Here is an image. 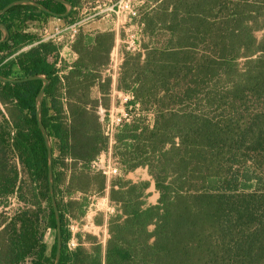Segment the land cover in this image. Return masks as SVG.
<instances>
[{"label":"trees","instance_id":"16d2710c","mask_svg":"<svg viewBox=\"0 0 264 264\" xmlns=\"http://www.w3.org/2000/svg\"><path fill=\"white\" fill-rule=\"evenodd\" d=\"M11 1L0 0V8ZM38 1L65 10L57 1ZM68 1L75 7L79 0ZM71 15L60 19L71 22ZM51 16L30 5L0 15L9 30L0 43V74L48 79L41 120L52 145L58 264H264V0H145L138 48L128 57L121 53L117 89L131 95L124 104L131 119L115 128L114 154L120 171L146 167L158 197L144 200L150 180H113L116 212L101 253L95 242L68 246L65 214L74 201L59 197L64 176L68 171L73 191H84L91 181L87 164L103 137L95 124L97 104L63 100L80 72L59 75L49 58L58 45L27 28ZM15 70L21 75L13 76ZM41 86V80L0 81V197L16 194L32 207L0 229V264H52L55 254V242L47 249L40 229L45 222L56 230L47 152L35 119Z\"/></svg>","mask_w":264,"mask_h":264},{"label":"rangeland","instance_id":"374dc122","mask_svg":"<svg viewBox=\"0 0 264 264\" xmlns=\"http://www.w3.org/2000/svg\"><path fill=\"white\" fill-rule=\"evenodd\" d=\"M144 2L145 0H138L137 17H129V14L126 11L117 10L116 7H114V9H106L102 12V14H106V19L113 25V30L117 32V37L115 36L110 54L112 69L110 70V66L108 65L102 85V92H104V95L100 96V103H97V105L94 106V114L98 116L95 124L99 136L102 135L103 137V141L100 140L103 145L101 150L96 154L91 162L87 164L88 168H86V171L90 176L87 180L91 179V181L89 185L86 186L84 191H73L72 188L68 187L70 185L66 183V180L69 179V172L67 171L64 176L65 181L62 185V191L59 192V197H61L64 202L68 200L74 201V204L71 207V212L69 214H65V226L71 232V237L68 240L70 248L75 247L79 242H81V244L85 247H89L95 242L94 244L98 245L101 253L102 246L106 244L107 247V242L110 238V218L116 212L115 205L111 200V187L113 180L117 182L119 177L123 180L132 181L150 180L151 185L145 191L148 192V194L145 195L144 200L147 204L155 203L158 197V192L155 191L153 186V179L149 175L146 167H138L135 170L128 172L120 171L118 168L117 172L113 171V169L117 167L116 164H118L116 163V155L114 154L115 128L120 119L124 118L126 122H129L131 119V108L130 110H126L124 107V104L131 98V95L127 92H122L116 89V81H118L117 72L119 71V64L122 58V50L126 53L125 57H128L129 52L138 48L135 41L139 38L140 26L137 24L141 17V12L143 11ZM107 6L108 3L106 0H79L76 6L72 8L71 16L74 17V20H77L80 17L79 12L81 10L86 9L85 11H87L88 9H93L91 11V13H93L99 9H104ZM97 17L98 15H94L91 19H96ZM43 20L44 21H41L49 28H52L55 25L47 21H65L54 16L44 18ZM40 26L41 24L39 23L36 25L31 22L27 23L28 30L34 31L37 34ZM33 28L34 30H32ZM254 35L257 39H259L262 35V31L257 29L254 31ZM100 39L103 41L104 46L107 47L102 51L104 55H102L101 59L109 63L108 44L110 36L105 34L104 36H101ZM56 45H58V47H69L71 44L68 39H62L60 43ZM57 53L58 51L55 52V54H51L49 57L50 60H53ZM132 67L133 66L130 64L125 65V69L127 70H131ZM110 71H112V76ZM19 75H21V73L18 70H15L13 76ZM0 104L2 107L0 113H3L5 112V107L2 103ZM214 113H216V111H214ZM125 143L126 148H124L123 151L129 152V141H126ZM9 159L11 163L20 168L19 161L15 154H11ZM105 179L107 187L104 189ZM117 188L118 185L116 189ZM69 189L71 191H67ZM45 206L46 202L42 201V207L45 208ZM27 208L32 207L22 202L16 194L0 197V228H3L5 224L4 222L9 217H16L22 209ZM40 229L45 230L43 240L45 241L47 249H49L52 243L56 242V231H53L52 229L47 230L45 222L41 223ZM47 254L48 250H46V255Z\"/></svg>","mask_w":264,"mask_h":264},{"label":"crops","instance_id":"0c3cea01","mask_svg":"<svg viewBox=\"0 0 264 264\" xmlns=\"http://www.w3.org/2000/svg\"><path fill=\"white\" fill-rule=\"evenodd\" d=\"M85 10H81L79 12V15L81 16L83 14H92L91 11L93 9L91 10L88 9L87 11ZM103 11L104 9H99L93 12V13L98 12L97 14L98 17L96 19H89L85 21L82 24L79 33L75 36L73 41L70 42L71 45L69 47H65V46L59 47L58 53L54 57V59L56 60L55 65L59 69V75L68 74L70 71H78L81 74V76L74 78V82H77L76 85L70 86L67 83L65 91H67L69 95H65L66 97L63 98L64 101L91 106L93 104H97V103L99 104L100 96L104 95V92H102L103 89L102 85L106 74L105 72L108 69L107 68L108 65L110 66V70L112 69L110 54H111L114 38L115 36L117 37V32L113 30V25L110 23V21L106 19V14H102ZM43 19L44 18H41L31 23L33 24L35 23V25L39 23L42 25L44 24L42 22L44 21ZM47 22H51L55 26L59 25L61 28H63L72 21L71 22L66 21L67 23L65 21H47ZM62 22H64L65 24ZM4 25L6 26V24ZM32 30H34V28ZM105 34L110 36V41L108 44L109 63L101 59L102 55H104L102 51L107 47L104 46L103 41L100 39V37L104 36ZM82 61L86 62L87 64L86 68L80 65ZM76 62H77V66L75 65ZM110 72L112 76V71ZM83 76H87V77L84 78ZM117 76H118V72H117ZM88 78H90V80H88ZM110 83H111V77H110ZM116 89H117V81H116ZM73 95H77V96L75 97ZM82 95L83 97H85L84 99L83 97H81ZM0 110H2L1 104H0ZM0 120H1V116H0Z\"/></svg>","mask_w":264,"mask_h":264},{"label":"water","instance_id":"95a60500","mask_svg":"<svg viewBox=\"0 0 264 264\" xmlns=\"http://www.w3.org/2000/svg\"><path fill=\"white\" fill-rule=\"evenodd\" d=\"M57 1L64 5L65 10L63 13L54 12L47 7H45L43 4H41L38 0H12L7 5L0 8V15L8 11L11 7L15 5H30L33 7H36L37 9L48 13L54 17L63 18L68 16L72 11V3L68 0H53ZM0 29L2 31V35L0 37V43L5 42L8 39L9 31L7 27L4 25V23L0 22ZM27 80H41L42 86L40 87L39 91L37 92L35 96V119L37 122V126L41 132L44 145L47 152V187H48V194L50 199V204L55 216V224H56V242H55V254L52 261V264H58L60 260V254H61V245H62V235H61V222H60V216H59V210L57 206L56 196L54 192V183H53V166H52V145L50 138L47 134V131L42 123L41 120V106H42V100L44 96L45 87L48 84V79L42 75V74H34L29 75L26 77L21 78H10L5 77L0 74V81L3 82H21V81H27Z\"/></svg>","mask_w":264,"mask_h":264},{"label":"built area","instance_id":"2783aa9c","mask_svg":"<svg viewBox=\"0 0 264 264\" xmlns=\"http://www.w3.org/2000/svg\"><path fill=\"white\" fill-rule=\"evenodd\" d=\"M108 6L106 9H114L126 11L129 17L138 16V0H106ZM97 13L83 14L77 20L75 19L71 23H68L65 27L53 26L49 28L47 25L42 24L38 30V36L40 41H51L55 44H59L62 39H68L69 43L73 41L75 36L79 33L82 24L91 19L92 16L97 15ZM117 165V164H116ZM93 166V165H92ZM118 165L113 169L114 172L118 171ZM70 247V243L68 242Z\"/></svg>","mask_w":264,"mask_h":264}]
</instances>
